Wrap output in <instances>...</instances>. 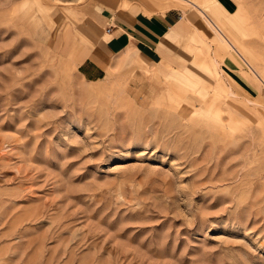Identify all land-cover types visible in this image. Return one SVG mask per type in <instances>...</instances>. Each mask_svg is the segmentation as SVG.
Here are the masks:
<instances>
[{
	"label": "rangeland",
	"instance_id": "374dc122",
	"mask_svg": "<svg viewBox=\"0 0 264 264\" xmlns=\"http://www.w3.org/2000/svg\"><path fill=\"white\" fill-rule=\"evenodd\" d=\"M192 1L224 36L87 80L57 1L0 0V264H264V0Z\"/></svg>",
	"mask_w": 264,
	"mask_h": 264
},
{
	"label": "crops",
	"instance_id": "0c3cea01",
	"mask_svg": "<svg viewBox=\"0 0 264 264\" xmlns=\"http://www.w3.org/2000/svg\"><path fill=\"white\" fill-rule=\"evenodd\" d=\"M55 1L61 5L60 9H65V13L54 11L53 5L43 3L46 20L53 22L56 18L68 21L66 33L72 30L76 35L75 32H79L83 45L78 51L83 47L89 48L84 49L78 61V70L87 80L99 79L104 76L105 71L108 77L143 55L152 61H160L165 55L179 51L176 42L187 49L191 45L187 42L189 39L200 38L204 44L203 34L207 32L208 27L219 37L209 21L204 17V20L202 19V13L199 15L194 10H187L178 0ZM80 14L83 15L84 21L76 24L80 20ZM69 17L71 19H68ZM69 22L72 24H68ZM109 28L111 31L107 32ZM49 29H52V25ZM83 35L87 41L83 39ZM75 43L76 40L73 47ZM205 56L202 55L197 60L199 64L205 62ZM143 64L145 62L140 64V68L148 73L150 68H143ZM114 67L118 69L112 71ZM155 75L159 76L157 70Z\"/></svg>",
	"mask_w": 264,
	"mask_h": 264
},
{
	"label": "bare ground",
	"instance_id": "6f19581e",
	"mask_svg": "<svg viewBox=\"0 0 264 264\" xmlns=\"http://www.w3.org/2000/svg\"><path fill=\"white\" fill-rule=\"evenodd\" d=\"M179 1V3H186L187 5L189 4V6H191L192 8H196V9H198L202 14H203V16L206 18V20L207 21H209V23L217 30V32L219 33V34H221V35H223L224 36V28L223 27H219L211 18H210V16L209 15H207L202 9H201V7H199V5L198 4H196L194 1H192V0H178ZM231 46H233V49L235 50V52L245 61V63L247 64V65H249L250 66V69L252 70V72L254 73V75L262 82V83H264V81H263V78L264 77H260V75H258V73H257V70L252 66V65H250L249 63H247L246 62V60L244 59V55L242 54V52H240L239 50H237V48H236V46H234V44H231ZM214 61L218 64L219 62L217 61V59L216 58H214ZM261 72V71H260ZM261 74H262V76H263V73L261 72ZM229 92H228V96L229 95H231V94H233L232 93V91H231V89H229L228 90Z\"/></svg>",
	"mask_w": 264,
	"mask_h": 264
},
{
	"label": "built area",
	"instance_id": "2783aa9c",
	"mask_svg": "<svg viewBox=\"0 0 264 264\" xmlns=\"http://www.w3.org/2000/svg\"><path fill=\"white\" fill-rule=\"evenodd\" d=\"M111 31V29L109 28L107 32Z\"/></svg>",
	"mask_w": 264,
	"mask_h": 264
}]
</instances>
